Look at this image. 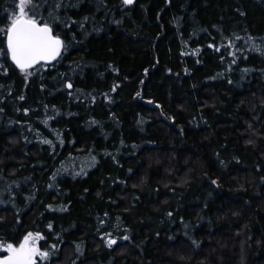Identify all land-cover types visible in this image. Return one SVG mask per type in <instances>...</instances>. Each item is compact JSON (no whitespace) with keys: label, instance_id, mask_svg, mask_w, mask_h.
<instances>
[{"label":"trees","instance_id":"obj_1","mask_svg":"<svg viewBox=\"0 0 264 264\" xmlns=\"http://www.w3.org/2000/svg\"><path fill=\"white\" fill-rule=\"evenodd\" d=\"M63 3L54 64L0 56V242L40 232V264H264V0Z\"/></svg>","mask_w":264,"mask_h":264},{"label":"snow or ice","instance_id":"obj_2","mask_svg":"<svg viewBox=\"0 0 264 264\" xmlns=\"http://www.w3.org/2000/svg\"><path fill=\"white\" fill-rule=\"evenodd\" d=\"M122 3L131 5L133 0H122ZM45 4H49L52 9L48 12L47 19L40 11ZM64 6L63 0H55L51 4L49 0H13L11 14H4L8 23L0 27V33L6 38V48H0V56L5 59L10 58L23 73H28V70L34 66L60 56L61 50L65 49L66 45L60 35L54 34V29L62 24L65 28L71 27L57 12V9ZM84 19L87 20L88 17ZM72 23L77 22L72 21ZM80 26L83 27L82 24ZM0 72L6 74L7 69L4 65H0ZM67 87L72 88V83L68 82ZM20 99L24 97L20 96ZM24 111L27 112L28 109ZM45 142L50 143V141ZM248 143L251 144L253 141L249 139ZM129 171L131 172V169ZM168 215H171V212ZM41 239L43 236L40 232H29L24 235L18 246L12 242H0V264H40L42 261H47L50 252L41 249L39 245ZM123 239L127 240L129 237L124 236ZM116 242L115 239H108L107 245L111 247ZM50 248L56 250L57 245L52 244ZM77 251H79V246H77Z\"/></svg>","mask_w":264,"mask_h":264},{"label":"water","instance_id":"obj_3","mask_svg":"<svg viewBox=\"0 0 264 264\" xmlns=\"http://www.w3.org/2000/svg\"><path fill=\"white\" fill-rule=\"evenodd\" d=\"M61 52H62V50H61ZM59 57V56H58ZM58 57L56 58V59H54V60H51V61H47V62H42V64H44V65H52V64H54L56 61H57V59H58ZM13 63V62H12ZM14 64V63H13ZM15 65V64H14ZM38 65H40V64H38ZM38 65H36V66H38ZM36 66H34V68L36 67ZM17 69L18 70H20L18 67H17ZM33 69V68H32ZM30 70V69H29ZM69 89H71V88H69Z\"/></svg>","mask_w":264,"mask_h":264},{"label":"rangeland","instance_id":"obj_4","mask_svg":"<svg viewBox=\"0 0 264 264\" xmlns=\"http://www.w3.org/2000/svg\"><path fill=\"white\" fill-rule=\"evenodd\" d=\"M134 1V0H133ZM18 246V245H17ZM5 255L7 254V253H4Z\"/></svg>","mask_w":264,"mask_h":264}]
</instances>
